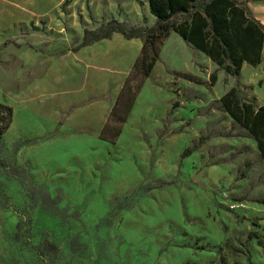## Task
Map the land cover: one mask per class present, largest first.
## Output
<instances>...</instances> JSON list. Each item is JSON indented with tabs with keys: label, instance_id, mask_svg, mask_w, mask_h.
I'll return each mask as SVG.
<instances>
[{
	"label": "rangeland",
	"instance_id": "obj_1",
	"mask_svg": "<svg viewBox=\"0 0 264 264\" xmlns=\"http://www.w3.org/2000/svg\"><path fill=\"white\" fill-rule=\"evenodd\" d=\"M244 3L264 24V0ZM149 12L147 0H0V103L13 111L0 157L28 176L22 184L0 168V264H39L12 239L20 221L62 262L77 234L79 264H264V160L219 101L237 86L264 104V48L237 77L175 32L148 76L134 68L137 39L71 51L84 28L149 26ZM105 124L119 135L102 139ZM160 180L172 185L139 192ZM32 186L58 197L66 217L33 204ZM123 199L132 206L111 213Z\"/></svg>",
	"mask_w": 264,
	"mask_h": 264
},
{
	"label": "trees",
	"instance_id": "obj_2",
	"mask_svg": "<svg viewBox=\"0 0 264 264\" xmlns=\"http://www.w3.org/2000/svg\"><path fill=\"white\" fill-rule=\"evenodd\" d=\"M243 0H147L149 13L154 16L152 25L137 26L126 21L110 19L101 23L94 29L84 28L82 36L71 49L76 52L82 47L90 46L102 40H109L113 34L118 33L124 39L137 38L142 42L139 56L134 61V68L139 69L143 76H148L159 60V47L161 40L175 32L188 44L202 52L215 62L226 73L240 75L242 65L247 62L255 67L261 64L262 50L264 48V25L252 18ZM7 42V41H6ZM5 42V43H6ZM211 80L216 79L212 74ZM225 113L234 122L243 127L256 141V148L264 160V104L256 106L253 102L244 100L237 86L230 87L219 99ZM114 106L110 114L115 122L122 123L125 116L115 114ZM13 120V111L9 105L0 103V139L8 130ZM115 126L103 125L100 130L102 139H114L119 135V128H115L110 136L107 131ZM190 150L184 153V156ZM3 153L0 141V155ZM183 156V157H184ZM0 168L7 178L16 179L24 184L28 176L24 168L6 164L0 157ZM171 182L160 180L156 183H145L140 187L141 193L167 187ZM28 195L33 204L39 202L41 207L59 215L64 219L66 211L58 209L59 198H51L47 191L32 186ZM127 199L117 200L116 207L110 212L119 211ZM132 206L126 203V208ZM24 222L16 223V231L12 239L29 251H34L39 264H79V259L85 253V245L77 234L67 239L68 254L61 261L59 248L56 244L43 239L38 244L29 240L23 230ZM67 257V258H66Z\"/></svg>",
	"mask_w": 264,
	"mask_h": 264
},
{
	"label": "crops",
	"instance_id": "obj_3",
	"mask_svg": "<svg viewBox=\"0 0 264 264\" xmlns=\"http://www.w3.org/2000/svg\"><path fill=\"white\" fill-rule=\"evenodd\" d=\"M262 24H263V22H261ZM264 25V24H263ZM118 33H115V34H113V36L114 35H117ZM118 35H120V34H118ZM112 36V37H113ZM122 37V36H121ZM123 38V37H122ZM112 39V38H111ZM124 39V38H123ZM135 39H137V38H135ZM110 40V39H109ZM126 40V39H125ZM131 40H133V39H131ZM131 40H126V41H131ZM138 40V39H137ZM105 41V40H104ZM96 43H98V42H96ZM94 44V43H93ZM91 46V45H90ZM85 47H87V46H85ZM89 47V46H88ZM82 48H84V47H82ZM250 66V64L249 63H247V62H245L243 65H242V68H241V72H240V74H242L243 73V68L245 67V66ZM250 67H252V66H250ZM91 118H93V117H91Z\"/></svg>",
	"mask_w": 264,
	"mask_h": 264
},
{
	"label": "built area",
	"instance_id": "obj_4",
	"mask_svg": "<svg viewBox=\"0 0 264 264\" xmlns=\"http://www.w3.org/2000/svg\"><path fill=\"white\" fill-rule=\"evenodd\" d=\"M232 208H234V207L232 206Z\"/></svg>",
	"mask_w": 264,
	"mask_h": 264
}]
</instances>
